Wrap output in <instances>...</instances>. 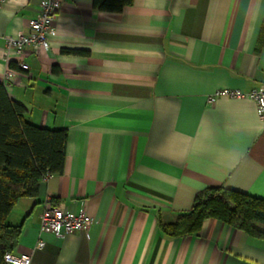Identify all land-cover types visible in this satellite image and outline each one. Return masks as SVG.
I'll list each match as a JSON object with an SVG mask.
<instances>
[{"label": "crops", "instance_id": "crops-1", "mask_svg": "<svg viewBox=\"0 0 264 264\" xmlns=\"http://www.w3.org/2000/svg\"><path fill=\"white\" fill-rule=\"evenodd\" d=\"M39 3L0 5V82L30 122L66 129L65 159L12 207L10 253L31 264H264V238L221 220L178 236L160 227L207 187L264 199V116L246 98L207 102L264 77V0H132L120 11L60 0L49 48L28 47V69L13 62L5 79V40L28 32ZM46 199L90 225L42 231Z\"/></svg>", "mask_w": 264, "mask_h": 264}, {"label": "trees", "instance_id": "trees-1", "mask_svg": "<svg viewBox=\"0 0 264 264\" xmlns=\"http://www.w3.org/2000/svg\"><path fill=\"white\" fill-rule=\"evenodd\" d=\"M92 2L100 10L120 11L132 0ZM61 51L86 53L78 49ZM9 66L15 67L13 62ZM25 112L26 108L8 96L0 82V264H6L3 255L14 249L20 233V226L6 222L12 207L23 196H35L45 175L61 173L65 159L66 129L37 126L24 117ZM207 218L264 238V199L222 186L198 191L189 211L160 227L172 236L191 234L197 232Z\"/></svg>", "mask_w": 264, "mask_h": 264}, {"label": "built area", "instance_id": "built-area-1", "mask_svg": "<svg viewBox=\"0 0 264 264\" xmlns=\"http://www.w3.org/2000/svg\"><path fill=\"white\" fill-rule=\"evenodd\" d=\"M5 1L0 0V5ZM39 7V15L29 21L27 33H19L16 37H7L5 40L6 61L8 63L5 79L9 77L12 71L9 66L11 62H15L22 70L28 69V65L19 59L28 47L38 50L49 48L48 36L52 32L53 21L60 7V0H40ZM219 97L253 100L257 105L260 115L264 116V77L257 86L247 91L237 88L215 90L207 97V102L212 103ZM51 176L52 174H47L44 176V179H48ZM90 223L91 219L84 210L72 212L62 205H54L50 199H46L40 214V229L50 232L57 237H63L75 231H85ZM41 244L42 242L38 245ZM3 261L6 264H31L30 256L24 253L14 255L6 252L3 255Z\"/></svg>", "mask_w": 264, "mask_h": 264}]
</instances>
